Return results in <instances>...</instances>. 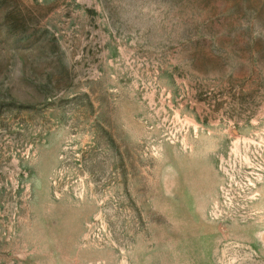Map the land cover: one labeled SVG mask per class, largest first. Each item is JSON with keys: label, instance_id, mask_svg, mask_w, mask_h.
<instances>
[{"label": "rangeland", "instance_id": "rangeland-1", "mask_svg": "<svg viewBox=\"0 0 264 264\" xmlns=\"http://www.w3.org/2000/svg\"><path fill=\"white\" fill-rule=\"evenodd\" d=\"M0 264H264V0H0Z\"/></svg>", "mask_w": 264, "mask_h": 264}]
</instances>
